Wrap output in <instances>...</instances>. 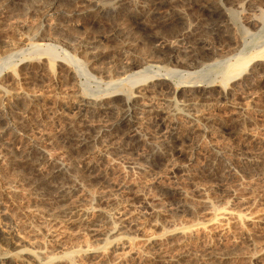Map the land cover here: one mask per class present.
Returning a JSON list of instances; mask_svg holds the SVG:
<instances>
[{"label": "rangeland", "instance_id": "1", "mask_svg": "<svg viewBox=\"0 0 264 264\" xmlns=\"http://www.w3.org/2000/svg\"><path fill=\"white\" fill-rule=\"evenodd\" d=\"M48 2L13 0L9 8L0 6V95L16 100L22 107L31 104L33 98L37 100L31 108L33 113L27 117L28 127L24 131L18 129L20 136L14 137L12 131L2 134L0 156L5 149L15 154L26 149L29 142L26 134L36 139L51 160L44 173H49L55 164L63 165L65 177L72 181L65 183L77 192L69 202L88 211L89 220L96 218L97 210L104 211L109 216L103 227L108 237L97 239L86 228L50 222L51 211L45 201L52 197L30 193L22 182L18 185L19 178L9 170L0 177V189L4 182H11L15 191L4 200L0 224L16 226L18 232L14 239L16 246L5 250L25 249L42 264H170L167 263L170 257L177 258L173 264H201L210 251L220 254L232 251L238 258L213 264H250L242 257L261 249L264 264V171L250 164L251 154L264 156V54L261 55L264 21L260 16L264 0L221 2L233 26L232 41L223 42L224 47L211 33L207 34L202 9L186 0L161 8L152 0H62L57 8L60 11L54 16H49L53 12L49 13ZM91 2L98 3L99 8L89 5ZM88 6L89 13H83ZM100 7H106L107 12L101 13ZM110 9L114 13H108ZM253 15L260 17L251 26L247 22ZM204 30L206 34L200 33ZM154 37L165 42L163 53L155 50L158 44ZM208 46L219 49L217 57L210 59ZM175 47L182 52L183 60L179 56L180 59L173 57L175 61L169 62V52ZM185 53L189 55L186 58ZM238 58L252 59L240 72L241 81L236 83L243 89V94L237 97L243 114L240 123L234 118L237 110L229 108L220 94L233 88L235 83L229 79L237 73L222 71ZM191 59L199 62L193 67L189 65ZM62 61L71 68L59 65ZM182 61L190 67L177 64ZM134 64L139 68L132 67ZM41 69L42 79H35L34 72ZM69 69L73 71L71 78L66 75ZM163 77L170 79L172 87H216L200 101L202 121L197 126L198 132L171 147L165 167L157 169L147 164L145 156L152 147L166 151L163 136L170 129L155 128L156 114L182 107L180 95L175 97L167 91L170 84H163L160 93L136 102L142 138L137 147L123 141L121 133L112 128L121 112L113 117L103 111L115 94L123 93L121 98L127 99L150 81ZM79 95L98 101L99 109L92 115L85 113L80 119L76 107ZM122 99L116 103L121 105ZM17 111L13 120L22 121ZM179 119L183 123L177 132L185 137L191 127L185 118ZM78 121L92 127L89 133L94 138L87 155L78 154L65 141L67 128ZM181 150L186 152L180 153ZM217 154L221 155L217 162L219 175H204L210 159ZM3 161L2 158L0 165ZM228 162L230 169L225 167ZM174 166H184L185 170L173 172ZM174 188L185 194V200L192 206L189 212L177 211ZM145 202L161 216L153 215ZM127 215L134 221L133 226L120 223Z\"/></svg>", "mask_w": 264, "mask_h": 264}, {"label": "bare ground", "instance_id": "2", "mask_svg": "<svg viewBox=\"0 0 264 264\" xmlns=\"http://www.w3.org/2000/svg\"><path fill=\"white\" fill-rule=\"evenodd\" d=\"M16 0H14L15 2ZM48 1V0H46ZM50 3L46 4L48 5V10L49 13L53 12L51 15L49 16H54L55 14H57V8L58 4H60V2H62V0H49ZM65 1V0H64ZM90 1V0H89ZM154 2V5H156L157 7H162V6H173L174 4H176L178 2V0H152ZM190 5L192 6H196V7H200V10L202 9L203 13H204V17H205V21H207V27L204 28L206 30H208L207 34H210V36H214L215 40H218L220 42H230V40L233 38L231 35V19L229 17V15L226 14V8L224 7V5H222L221 2L224 1H230V0H221V2H216V1H206V0H186ZM236 1V0H234ZM13 2V0H0V6L2 8L7 7L9 8V5H11ZM32 2V1H31ZM40 4V1H37ZM44 2V1H43ZM95 2V1H94ZM94 2H91V6H95L99 8L98 3L95 4ZM120 2V1H119ZM151 2V0H150ZM251 2V1H250ZM253 2V1H252ZM262 2V1H261ZM33 3V2H32ZM182 3V2H181ZM15 4V3H14ZM28 3H26L27 5ZM43 4V3H41ZM153 4V3H152ZM225 4V3H224ZM254 4V2H253ZM25 5V6H26ZM129 5V4H128ZM237 5V4H236ZM31 6V4H30ZM45 6V5H44ZM256 6V5H255ZM0 7V8H1ZM22 7V6H21ZM43 7V6H42ZM47 7V6H45ZM102 7V6H101ZM100 7V8H101ZM110 7V6H109ZM176 7V6H175ZM190 7V6H189ZM18 8V7H17ZM20 8V7H19ZM34 8V7H33ZM69 8V7H68ZM106 8V7H105ZM105 8H101L102 11H100L101 13H105L107 12V10H104ZM229 8V7H228ZM21 9V8H20ZM19 9V10H20ZM22 9H24L22 7ZM21 9V10H22ZM32 9V8H31ZM39 9V8H38ZM47 9V8H46ZM61 9V8H60ZM65 9V8H64ZM89 6L86 9H83V13L87 14L89 13ZM107 9V8H106ZM123 9V8H122ZM45 10V8H44ZM81 10V9H80ZM99 10V9H98ZM263 10V9H262ZM13 11V10H11ZM18 11V10H17ZM16 11V12H17ZM26 11V10H25ZM33 11V10H32ZM60 11V10H59ZM72 11V10H71ZM111 11V12H109ZM174 11V10H173ZM67 12V11H66ZM108 13H114L113 9L108 10ZM260 13V12H259ZM8 14V13H7ZM138 14V13H137ZM143 14V13H142ZM156 14V13H155ZM147 15V14H146ZM234 15V14H233ZM232 15V16H233ZM96 16V15H95ZM261 19H263L262 21H264V11H261ZM260 16H254L250 17L248 20V25H256V23L258 22V19ZM185 18V17H184ZM107 19V18H106ZM183 19V18H182ZM147 20V19H146ZM104 21V20H103ZM107 22V21H106ZM144 22V21H143ZM151 22V21H150ZM149 22V23H150ZM203 22V23H204ZM114 23V22H113ZM205 24V23H204ZM203 24V25H204ZM102 25V24H101ZM52 26V25H51ZM206 26V25H205ZM200 27V26H199ZM202 27V28H203ZM233 27V26H232ZM201 28V29H202ZM68 29V28H67ZM143 30V29H142ZM206 30H204L205 32H200V33H204L206 34ZM38 30H36L37 32ZM29 32V31H28ZM203 34V36L205 37V35ZM32 35V34H31ZM152 35V33H151ZM199 35V34H198ZM202 35V34H200ZM30 36V35H29ZM35 36V35H34ZM76 36V35H75ZM205 37V38H209ZM57 37V36H56ZM163 37V36H162ZM202 37V36H200ZM199 37V38H200ZM202 37V38H204ZM49 38V37H48ZM156 39V37H154ZM204 38V39H205ZM37 39V38H36ZM35 39V40H36ZM152 39V38H151ZM211 39V37H210ZM39 40V39H38ZM154 40V39H153ZM157 41H155L158 46L155 47L156 51H160L159 53H163L164 47H165V42L162 41V39H156ZM203 40V39H202ZM21 41V40H20ZM26 41V40H24ZM23 41V42H24ZM90 41V40H89ZM207 41V40H206ZM232 41V40H231ZM91 42V41H90ZM204 42V40H203ZM210 43V40H209ZM23 44V43H22ZM169 44V43H167ZM206 44V43H204ZM212 44V42L210 43ZM224 45H221L222 47H224L226 45V43H223ZM38 45V43H37ZM146 45V44H145ZM173 45V44H172ZM13 46V45H12ZM11 46V47H12ZM15 46V45H14ZM32 46H34L32 44ZM36 46V45H35ZM97 46V45H96ZM171 46V45H170ZM6 47V46H5ZM10 47V46H9ZM19 47V46H18ZM167 47V46H166ZM165 47V48H166ZM210 47L209 50H211L210 54V59H213L215 57H217V53L219 52V49H212V46H208V48ZM17 48V47H16ZM33 48V47H32ZM97 48V47H96ZM151 48V47H150ZM154 48V47H153ZM177 47L174 48V50L171 52H169V54H171V58L169 57V62L175 61V59H173V57L180 59L179 56H181L180 54L182 53L181 51H179L178 49H176ZM12 49V48H11ZM23 49V48H22ZM105 49V48H104ZM134 49V48H133ZM192 49V48H191ZM27 50V49H26ZM153 50V49H151ZM150 50V51H151ZM154 50V52H155ZM169 50V49H168ZM167 50V51H168ZM7 51V50H6ZM12 51V50H11ZM10 51V52H11ZM21 51V50H19ZM95 51V50H94ZM98 51V50H97ZM145 51V50H144ZM185 51V50H184ZM196 51V50H195ZM260 51V50H259ZM25 51H22L21 54H24ZM141 53H145V52H141ZM157 53V52H156ZM158 53V54H159ZM167 53V52H166ZM190 53V52H189ZM259 53V52H258ZM20 54V52H18V55ZM102 54V53H101ZM148 54V52H147ZM155 54V53H154ZM157 54V55H158ZM264 54V50L261 52V55ZM16 55V54H13ZM140 55V53H139ZM153 55V54H152ZM162 55V54H161ZM165 55V52L162 56ZM186 55V53L184 54ZM229 55V54H228ZM234 55V54H233ZM240 55V54H239ZM255 55V53H254ZM7 56V55H6ZM148 56H150L148 54ZM167 56V55H166ZM169 56V55H168ZM189 56V55H188ZM187 55L185 56L188 57ZM192 56V55H191ZM221 56V55H220ZM260 56V55H258ZM8 57V56H7ZM12 57V56H11ZM141 57V55H140ZM143 57V56H142ZM182 57V56H181ZM255 57V56H254ZM42 58V57H41ZM144 58V57H143ZM167 58V57H166ZM197 58V57H196ZM231 58V57H230ZM235 58V57H234ZM250 58V57H249ZM38 59V58H37ZM40 59V58H39ZM183 60V57L181 58ZM198 59V58H197ZM208 59V58H207ZM25 60V59H23ZM92 60V59H91ZM164 60V57H163ZM167 60V59H166ZM205 60V59H204ZM229 60V59H228ZM192 62L189 63V65L193 66L195 64H197L199 62L196 61V59H191ZM202 61V60H201ZM209 61V59L207 60ZM212 61V60H211ZM222 61V60H221ZM252 61V59H247V58H238L236 59V61L234 63H229L227 64V66H225V70L222 72H228V74H232V73H237L236 76L231 77L229 79V81H232V83H235L232 89H227V90H222V92H220L221 94V98L224 99V101H227V105L229 108H232L233 110H237L235 112V117L237 119V123H240L238 121H241L243 119H241L240 115L242 114V112H240L242 110L238 100L237 99L238 96H241L243 93H241L243 91L240 90L239 86L237 87L236 85L238 84L237 82H239L240 78L238 77L244 70V68ZM39 62V61H38ZM168 62V61H167ZM29 63V62H27ZM47 63V62H46ZM59 62L57 61V64ZM203 63V61H202ZM217 63V62H215ZM264 63V62H263ZM71 64V63H70ZM177 64H179L181 67H190L188 65V62H177ZM219 64V62H218ZM254 64V63H253ZM31 65V64H30ZM34 65V64H33ZM59 65H64V66H68L69 65L67 63H63L60 62ZM178 65V66H179ZM205 65V64H204ZM215 65V64H214ZM225 65V64H224ZM26 66V65H25ZM37 66V65H36ZM43 66V64H42ZM136 66L137 68H139V65H133L132 67ZM199 67V64L197 65ZM60 67V66H59ZM63 67V66H62ZM67 67V68H68ZM191 67V68H193ZM24 68V67H23ZM27 69H29V65L26 66ZM25 68V69H26ZM34 67H32L33 69ZM48 68V67H47ZM64 68V67H63ZM71 68V67H69ZM249 68V67H248ZM37 70V69H36ZM118 70V69H117ZM49 71V70H48ZM100 71V70H99ZM21 72V71H20ZM27 72V71H25ZM24 72V73H25ZM35 73V74H34ZM34 76L36 77L35 79H42L43 77V69H41L40 71H36L34 72ZM45 73V72H44ZM249 73V72H248ZM251 73V72H250ZM261 73V72H260ZM26 74V73H25ZM23 74V75H25ZM76 74V72H74V75ZM223 74V73H222ZM256 74V73H254ZM68 77H73V71L69 69V71L67 72ZM27 76V75H26ZM226 76V75H225ZM250 76H253L252 74ZM249 76V77H250ZM260 76V75H259ZM242 77V76H241ZM9 78V77H8ZM30 78V77H28ZM145 78V77H144ZM245 78V77H244ZM260 78V77H259ZM62 79V78H61ZM73 79V78H72ZM127 79V78H126ZM154 79V78H153ZM247 79V78H246ZM254 79V78H253ZM244 80V79H243ZM122 81V80H121ZM156 82L150 81V83L148 85H146V87H144L143 89H141V91L135 93L136 95L129 97L127 99H122L121 97L122 94H115L114 95V100L106 107L105 105V112L106 114H109L110 116L115 117L116 114L121 112L120 117L113 123L112 128L115 129L116 133H121L120 135L122 136V140L127 142L129 141L130 146L131 147H137L139 146V144L141 143V136H140V126H139V118L136 115L137 114V109H139L138 104L136 105V102L138 100L141 99H145L147 97H152L153 94H157L160 93L164 88L163 84H170V79L167 77H163L161 79H155ZM241 81V80H240ZM248 81V80H247ZM55 82V81H54ZM5 83V82H4ZM237 83V84H236ZM7 84V83H6ZM252 84V83H251ZM241 85V84H240ZM249 85V84H248ZM163 86V87H162ZM167 86V85H165ZM252 86V85H251ZM250 86V87H251ZM168 88V92L171 95H174L176 97V95H180V97L182 98V107L181 108H176V109H169L164 111L165 114H156V120L154 121V126L157 130L159 131H164L166 128H169L170 131L168 133H166V135H164V141H163V145H164V149L166 150H162L165 152H161L159 150H156V148L154 149V147H152L153 149L148 153L146 158V162L147 164H149L150 166H152L153 168H157V169H161L163 167H165V162H167V158L169 157V149H171V147H174L175 144L179 143L180 140H185L186 137L189 138L190 135H194L196 134L197 131V126L199 123H201L202 121V114L200 109L198 108V106L200 105V101L201 99L204 97V95H206L207 93H209L211 90H213L214 87H216V85H210V86H198V85H188V86H175L172 87L171 84L167 86ZM248 87V86H247ZM249 88V87H248ZM1 91V90H0ZM194 94H197L198 96H195ZM162 95V94H159ZM208 96V95H207ZM77 97V109H78V113H79V118L81 119L85 113H90L91 115L93 113H95L98 109V101L97 103L93 100H91L89 97H86L84 95H79L76 96ZM19 99V98H17ZM119 99H122L120 101V103L123 101V103L120 105L118 103H116ZM31 104H26L24 107L20 106L16 100L11 101L7 100L5 97L0 95V140L3 137V135H5V133H7L8 131H12L13 136L14 137H18L20 136V132L24 131L27 127H28V122H27V117L29 116L30 112H31V108L33 106V104H35V102L37 101L36 98H33L30 100ZM225 101V103H226ZM101 107V106H100ZM15 110H18V114H20V116H22L20 119L22 121H15L13 120V114L16 113ZM102 112V111H101ZM33 113V112H31ZM15 115V114H14ZM31 115V114H30ZM243 115V114H242ZM182 116L183 118H185L188 123L190 124V129L191 131L189 132V134L185 137H182L179 135V133L177 132L178 129H180L179 125L181 123V119H179V117ZM16 117V116H15ZM87 117V116H85ZM243 118V117H242ZM15 119V118H14ZM84 120V119H83ZM87 120V119H86ZM85 120V121H86ZM204 121V120H203ZM186 122V121H185ZM183 123V122H182ZM181 123V124H182ZM236 123V124H237ZM234 124V123H233ZM189 126V125H188ZM90 126H88L87 122L84 123L82 121H78L75 123H71L69 125L68 132L66 134L65 137V141L67 142L68 145H70V147L72 149H74L75 151L78 152V154H84L87 155L88 153V148H89V144L93 141H91V138H94V136L92 137L90 135L89 132L90 131ZM230 128V127H229ZM232 128V127H231ZM19 129V130H18ZM199 129V128H198ZM93 131V130H92ZM114 131V130H113ZM114 131V132H115ZM200 131V130H199ZM233 131V130H231ZM143 132V131H142ZM94 133V132H93ZM3 134V135H2ZM116 135V134H115ZM119 135V134H118ZM120 136V137H121ZM25 138H27L28 142V147L26 149H24L22 152H18L17 154H15V152L10 151L9 149H5V154L0 156V160H2V158L4 159L3 163L0 165V177H3L6 175V172L9 170L14 171V173L17 175L18 182H19V186L21 185L22 182V186H26L25 188L32 194H36L39 197L43 198L46 194L51 196L52 199H47V201H45L46 207L49 211H51L50 213V217L51 219H49L50 222H54L56 223H60V224H65V225H72L73 227L77 226V227H82L84 230L86 228V230L95 238L97 239H102L105 235V231L103 229V227L105 226V224L108 222L107 220L109 219V216L107 214H105L104 211H102L101 209L97 210V212L99 214H97L96 218L89 220L88 219V211L80 208L79 205H75L74 203L69 202L72 198V196L74 194H76V189L74 187H72L71 185H68L67 183H65V181H71L70 177H65L64 173H65V168L63 167V165L61 164H55V166H52V169L50 170L49 173H44V169L46 167L47 164H49V159L47 158L46 155V151L45 148L42 147V144L39 143L38 141H36V139H32L31 137H29L28 134L24 135ZM119 137V136H118ZM94 140V139H93ZM124 142V143H125ZM126 144V143H125ZM128 144V146H129ZM142 144V143H141ZM145 145V144H144ZM123 146V145H122ZM161 148V147H160ZM74 151V152H75ZM186 152V150H181L180 153ZM215 154V153H214ZM250 154V153H249ZM254 154V153H253ZM221 156V155H220ZM219 154H217V156H214L212 159H210V163H209V167L208 169H206V172L203 171L204 175L207 174V176H214L216 175L219 171V167L217 168V162L220 158ZM224 158V157H223ZM225 160V159H224ZM247 160V158H246ZM248 161H249V157H248ZM220 162V161H219ZM52 163V162H51ZM249 163V162H248ZM252 163L253 167H257V169H260L262 171H264V156L261 155H256V157L254 155H250V164ZM222 165V163H221ZM225 166V165H224ZM184 166H174V168L172 169V171H176L178 169H184ZM227 169H230V165L229 162L227 163V165L225 166ZM251 167V168H253ZM223 169V167H221ZM221 169V170H222ZM255 169V168H254ZM185 170V169H184ZM171 171V170H170ZM173 171V172H174ZM225 171V170H224ZM227 171V170H226ZM247 171V170H246ZM11 172V171H10ZM220 173V171H219ZM218 173V175H219ZM224 173V172H223ZM230 173V172H229ZM14 174V175H15ZM67 174V173H66ZM70 174V173H69ZM72 174V173H71ZM217 177H220L218 176ZM67 176V175H66ZM69 176V175H68ZM71 176V175H70ZM73 176V175H72ZM71 176V177H72ZM227 176V175H226ZM224 177V175H223ZM23 178V181H22ZM74 178V177H73ZM102 178V177H101ZM3 180V179H2ZM92 180V178H91ZM96 180V179H95ZM100 180V179H99ZM98 180V181H99ZM90 181V180H89ZM6 184H3L4 187L2 189H0V210L1 208L4 206V200L7 197H10L9 195L11 194V191H15L13 188H15L14 185L11 184V182H4ZM132 187V186H131ZM17 189V188H16ZM132 190V189H130ZM169 190V188H168ZM173 191H175V198L178 201L177 204V211L178 212H189L190 207V202L188 203L187 200H185V194L183 193V191L178 190L177 188L173 189ZM202 192V191H201ZM174 196V195H173ZM204 196V195H203ZM103 198V197H101ZM107 199H109L107 197ZM205 199V198H203ZM105 200V199H104ZM107 201V200H105ZM109 201V200H108ZM203 202V200H202ZM206 202V201H205ZM147 204V206L150 207V209L152 210V214L155 215L156 217H160L159 216V212L156 211L155 209H153L149 203L145 202ZM204 204V202H203ZM207 204V203H206ZM205 205V204H204ZM209 205V203H208ZM207 206V205H205ZM263 208H264V204H262ZM196 207V206H195ZM192 209V208H191ZM194 209V208H193ZM59 220V221H57ZM120 223H124V225L126 226H133L134 225V221L132 220V218L130 216H125ZM120 224V225H122ZM124 227V226H121ZM16 226H7V224L4 225V223L0 224V264H42L38 259H36L34 257V260L32 259L33 256L31 257V255H29L25 249H20L17 252H9V250H5V248L8 247H15V243L14 239H15V235H16ZM19 228V227H18ZM18 232V231H17ZM31 232V231H30ZM35 233V231H33ZM107 233V232H106ZM113 234V233H111ZM35 236V235H33ZM49 237V236H48ZM108 237V236H106ZM254 242V240H253ZM252 243V242H251ZM159 245V244H158ZM254 245V244H253ZM255 247V246H254ZM260 248V247H259ZM230 249V248H229ZM228 249V250H229ZM254 249V248H253ZM264 249V248H263ZM262 249V250H263ZM15 250V248H14ZM235 251V249H233ZM258 250V249H257ZM238 251V250H237ZM256 251V250H255ZM241 252V251H240ZM37 253V252H36ZM40 253V252H39ZM262 251L261 249L257 252L254 253H248L246 255H244L242 258L245 259V261L247 263H254V264H263L262 260H261V254ZM17 257H16V256ZM181 257V256H180ZM235 257H237V254H235L234 252H228L227 253H219V252H213L210 251L208 252L206 255H204V257L201 259L202 263L201 264H213L215 262H225V261H230L232 258L234 259ZM40 258V257H39ZM238 258V257H237ZM32 259V260H31ZM168 259V258H167ZM177 259V258H175ZM175 259L173 260L171 257L169 258V260H167V263L173 264ZM264 259V258H263ZM237 260V259H236ZM177 261V260H176ZM200 261V260H199ZM59 264V263H58ZM219 264V263H218ZM227 264V263H226Z\"/></svg>", "mask_w": 264, "mask_h": 264}]
</instances>
